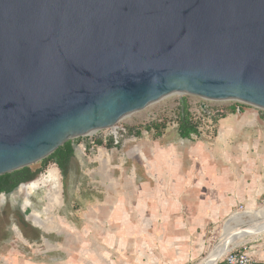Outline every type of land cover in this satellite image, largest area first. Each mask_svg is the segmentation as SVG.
Listing matches in <instances>:
<instances>
[{"label": "water", "instance_id": "obj_1", "mask_svg": "<svg viewBox=\"0 0 264 264\" xmlns=\"http://www.w3.org/2000/svg\"><path fill=\"white\" fill-rule=\"evenodd\" d=\"M176 94L264 111V0H0V175Z\"/></svg>", "mask_w": 264, "mask_h": 264}, {"label": "rangeland", "instance_id": "obj_2", "mask_svg": "<svg viewBox=\"0 0 264 264\" xmlns=\"http://www.w3.org/2000/svg\"><path fill=\"white\" fill-rule=\"evenodd\" d=\"M181 101L186 103L192 121L198 124L199 134L192 135L190 140H181L176 135ZM236 105L240 111L236 108V113L231 114L230 107ZM263 114V110L235 101H209L176 94L134 111L113 128L71 139L77 141V145L67 179H63L55 164L49 163L34 181L39 182L40 187L32 194L23 195L15 190L9 195H0V239L6 243L4 254L11 255L13 247L19 245H22L21 252L31 251L17 242L20 240L11 230L16 226L26 240H44L53 247H64V254H55L74 261L103 263L98 246L106 238L114 241V248L104 247L103 255L114 261L129 259V254L125 257L124 251L116 250L115 242L124 240L129 246L135 245L136 250L140 249L138 240L142 238L140 234L132 236L131 230L142 224L139 216L143 197L146 193L152 197L158 193L164 195L176 186L175 180L164 181L150 171L148 165L151 161L172 162L177 158L181 171H187L189 160L195 158L192 145L200 142L203 149L199 152L205 153L210 167L222 166V174L239 188L244 186L245 194L240 203L215 222L203 217L204 222L198 223L192 232L184 229L188 227L190 216L182 197L181 212L176 214V221H180L176 228V264H199L220 241L228 218L249 209L264 208V120L260 118ZM219 115L226 116L227 120L217 118L214 122L213 118ZM151 124L157 125L159 131L147 130ZM171 142L173 148L169 145ZM42 161L30 168H40ZM52 170L56 171V179L43 183ZM52 194L61 197L60 207L49 205ZM190 194L182 191V196ZM29 212L38 214L41 229L32 226L31 215L25 217ZM250 224L239 225L238 229L235 225L233 232L241 234L236 240L245 242L232 248L263 254L264 227L252 228ZM54 225L59 229L55 230ZM153 251L154 246L147 253ZM139 257L142 264L143 256Z\"/></svg>", "mask_w": 264, "mask_h": 264}, {"label": "crops", "instance_id": "obj_3", "mask_svg": "<svg viewBox=\"0 0 264 264\" xmlns=\"http://www.w3.org/2000/svg\"><path fill=\"white\" fill-rule=\"evenodd\" d=\"M238 111L240 110L238 109ZM260 118L264 120L262 115ZM222 119L223 121L225 119L227 120L226 116ZM179 139L181 138L179 137ZM169 145L173 148L172 142ZM202 146L203 144L200 142L192 145L193 157L197 159L193 158V161L191 159L189 160L190 167L187 171H181V165L177 158L176 161L172 162L165 160L151 161L148 169L154 174H158L157 176L166 182L175 180L176 186L172 191L165 192L164 195L158 193L155 197H152L146 193L145 197H143V204L140 205L141 213L139 216L140 221L142 219V224L141 226H134L131 230L132 236L133 234H140V238L142 239L140 241L138 240V242L139 245L141 244L139 247L140 249L142 248V251L140 249L136 250L135 245L132 246L130 244L129 246L126 241L121 240L115 242L117 244L116 250L118 252L124 251L125 257L129 254L130 258L125 260L121 259V261L108 259L106 255H103L102 249L104 247H112L114 241L106 238L98 246V254L104 260L101 264H139L140 255L143 256V259L140 260L142 264H176V228H179L180 223V221H176V214L179 215L178 213L181 212L182 197L184 198V208L186 209L188 207L187 209L189 210L190 219L188 220V227L186 226L184 228L189 232L196 229L197 224L203 221V217L208 218L209 222L213 223L243 200L245 194L244 186L239 188L236 183L231 182L225 176L226 174H222V166L213 165V167H210L205 153L199 152L203 149ZM186 180L188 182L185 184ZM181 185H183L182 188H180ZM182 191L191 194L189 197L182 196ZM150 200H152V203H150ZM32 224L34 225H32L33 227L41 229L38 225ZM56 229H59L58 225ZM11 230L17 234L16 237L20 240L17 242H20L23 246H27L31 251L25 254L20 251L22 245H19L13 247L11 255H5L3 251L6 243L1 238L0 264H99L64 258L61 255L55 254V252L64 254V247H53L48 241L44 240L28 241L16 226ZM4 232L6 231L3 230L2 235L5 234ZM152 233L154 234L152 235ZM153 238L158 240H153ZM153 246L155 251L151 252V254L147 253V251H152ZM244 252L256 259L264 258V253ZM178 257L181 258V256Z\"/></svg>", "mask_w": 264, "mask_h": 264}, {"label": "trees", "instance_id": "obj_4", "mask_svg": "<svg viewBox=\"0 0 264 264\" xmlns=\"http://www.w3.org/2000/svg\"><path fill=\"white\" fill-rule=\"evenodd\" d=\"M236 108H238V105L230 107L229 111L231 114L235 113ZM180 110L181 111H179L177 116V135L181 139H191L192 135L197 136L199 134L198 124L192 121L186 103H184ZM224 117V115H219V117L216 116L213 118V121L216 122L217 118ZM262 118H264V114L262 115ZM146 129H156L159 131L158 126L153 124L146 127ZM129 131L131 132V129H129ZM99 143L100 141L97 142V144ZM76 145L77 141L73 142L69 140L65 142L45 159H43L41 162V167L38 169L33 170L30 168V166H28L10 173H3V175H0V194H4L5 196L9 195L21 184L35 181L49 163L55 164L59 171H61L60 173L63 179H67L69 166L71 165L75 156ZM110 145H113V142H111Z\"/></svg>", "mask_w": 264, "mask_h": 264}, {"label": "bare ground", "instance_id": "obj_5", "mask_svg": "<svg viewBox=\"0 0 264 264\" xmlns=\"http://www.w3.org/2000/svg\"><path fill=\"white\" fill-rule=\"evenodd\" d=\"M56 171L52 170L48 172L44 182L54 181L56 178ZM42 183V184H43ZM27 185L20 186L17 191L23 195L32 194L34 191L39 189V182H29ZM25 205L28 206V202H25ZM49 205L51 207H60L62 205L61 197L58 194H52ZM31 215V214H30ZM32 222L35 225H38V214L33 213L31 215ZM248 218L249 220H244V218ZM251 223L249 227L252 228H260L264 227V208L259 210L249 209L244 212H239L233 214L230 218H228L225 222L224 230L222 232V237L218 244L208 253L207 257L204 258L199 264H214L220 257L224 256L227 252L231 250L235 245H239L240 243L245 242L240 239L237 241V237H241V234L238 236L240 232L234 233L233 229L235 225L237 229L240 228L241 225L246 223ZM240 225V226H239ZM57 225H54L53 228L56 229ZM51 228V229H53Z\"/></svg>", "mask_w": 264, "mask_h": 264}, {"label": "built area", "instance_id": "obj_6", "mask_svg": "<svg viewBox=\"0 0 264 264\" xmlns=\"http://www.w3.org/2000/svg\"><path fill=\"white\" fill-rule=\"evenodd\" d=\"M214 264H264V258L256 259L242 249L231 248L229 252L220 257Z\"/></svg>", "mask_w": 264, "mask_h": 264}, {"label": "flooded vegetation", "instance_id": "obj_7", "mask_svg": "<svg viewBox=\"0 0 264 264\" xmlns=\"http://www.w3.org/2000/svg\"><path fill=\"white\" fill-rule=\"evenodd\" d=\"M33 182H34V181H33ZM33 182H32V183H33ZM23 185H27V184H23ZM23 185H20V186H23ZM20 186H19V187H20ZM19 187H18V188H19ZM18 188H17V189H18Z\"/></svg>", "mask_w": 264, "mask_h": 264}]
</instances>
